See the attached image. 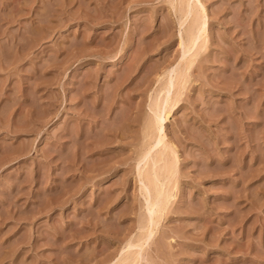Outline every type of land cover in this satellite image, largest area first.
Here are the masks:
<instances>
[{"label":"rangeland","instance_id":"obj_1","mask_svg":"<svg viewBox=\"0 0 264 264\" xmlns=\"http://www.w3.org/2000/svg\"><path fill=\"white\" fill-rule=\"evenodd\" d=\"M191 2L203 48L162 122L176 188L138 264H264V0ZM176 4L0 0V264H111L137 235Z\"/></svg>","mask_w":264,"mask_h":264},{"label":"bare ground","instance_id":"obj_2","mask_svg":"<svg viewBox=\"0 0 264 264\" xmlns=\"http://www.w3.org/2000/svg\"><path fill=\"white\" fill-rule=\"evenodd\" d=\"M192 2L177 0L179 11H175L179 13V21L177 20L179 27H182L188 19L190 22L187 21L189 22L185 24L187 27L185 26L183 33L179 34L180 54L176 65L166 70L156 81L155 90L152 91V95L150 94L147 103V117L142 125L143 150L140 151L137 159L138 164L142 162L143 167L136 164L135 166L139 168L136 167L135 171L138 182L142 185L140 189L145 199L144 208L147 214L145 218H141L143 220L139 221L141 223L138 222L137 235L134 234L135 236L126 242L124 251L122 249L118 258L113 259L114 262L111 264H138L139 249H143V244L153 235L161 214L172 198L177 162L173 144L164 140L162 122L170 115L178 100L177 95L185 85L193 59L203 48L201 39L205 31V10L201 9L202 7L198 8V5Z\"/></svg>","mask_w":264,"mask_h":264}]
</instances>
